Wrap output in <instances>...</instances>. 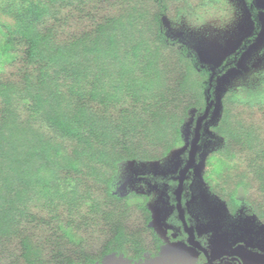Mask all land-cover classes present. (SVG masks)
I'll list each match as a JSON object with an SVG mask.
<instances>
[{
    "label": "trees",
    "instance_id": "1",
    "mask_svg": "<svg viewBox=\"0 0 264 264\" xmlns=\"http://www.w3.org/2000/svg\"><path fill=\"white\" fill-rule=\"evenodd\" d=\"M213 1L0 0V264L159 255L147 197L113 183L120 162L179 147L191 111L195 122L211 100L212 111L217 76L256 40L254 0H245L251 32L217 66L167 34L166 20ZM219 102L209 129L221 144L202 180L230 215L245 205L264 226V89L246 98L227 89Z\"/></svg>",
    "mask_w": 264,
    "mask_h": 264
},
{
    "label": "rangeland",
    "instance_id": "2",
    "mask_svg": "<svg viewBox=\"0 0 264 264\" xmlns=\"http://www.w3.org/2000/svg\"><path fill=\"white\" fill-rule=\"evenodd\" d=\"M254 1L259 9L260 32L236 66L217 76L213 109L201 127L203 136L198 143L197 162L195 160L190 174L186 176L189 182L183 208L187 223L194 227L197 240L208 251L209 259L206 258L204 264H264V226L245 205L230 215L224 202L211 194L202 180L203 170L208 167L205 165L207 154L221 144L220 138L210 131L209 126L219 116L222 93L230 89L238 97L246 98L264 89V0ZM208 6H226L231 11V19L223 21ZM164 25L167 34L186 43L199 62L210 63L213 67L232 53L253 28L245 0H214L209 5L197 8L194 13L182 15L174 21L166 20ZM194 122L191 111L190 118L183 126V143L163 159L120 162L113 183L114 191L120 195L135 192L147 197L151 224L162 240L159 255L141 263H132L111 254L95 264H197L201 261L199 250L187 243V236L182 241L171 239L182 235L184 228L178 227L180 219L171 195L175 189L170 180L176 178L187 159L184 154L189 149ZM215 169L219 171L220 164L215 165Z\"/></svg>",
    "mask_w": 264,
    "mask_h": 264
},
{
    "label": "water",
    "instance_id": "3",
    "mask_svg": "<svg viewBox=\"0 0 264 264\" xmlns=\"http://www.w3.org/2000/svg\"><path fill=\"white\" fill-rule=\"evenodd\" d=\"M213 103V101H209V106ZM209 106L206 107L204 113L200 115L195 122V126L193 129V136L190 141L187 159L183 167L179 170L178 175L176 176L177 185L174 190L175 200H176V209L179 215V219L183 225L184 231L187 234V243L201 251L207 259H209V254L207 249L196 239L194 227L187 223L184 208L182 206V193L184 189V181L186 179L187 173L189 169L194 165L196 160V155L198 151V143L201 136V127L204 119L208 116Z\"/></svg>",
    "mask_w": 264,
    "mask_h": 264
},
{
    "label": "clouds",
    "instance_id": "4",
    "mask_svg": "<svg viewBox=\"0 0 264 264\" xmlns=\"http://www.w3.org/2000/svg\"><path fill=\"white\" fill-rule=\"evenodd\" d=\"M213 11H216V14L223 21L227 22L231 19V11L226 6H208Z\"/></svg>",
    "mask_w": 264,
    "mask_h": 264
},
{
    "label": "flooded vegetation",
    "instance_id": "5",
    "mask_svg": "<svg viewBox=\"0 0 264 264\" xmlns=\"http://www.w3.org/2000/svg\"><path fill=\"white\" fill-rule=\"evenodd\" d=\"M184 190V189H183Z\"/></svg>",
    "mask_w": 264,
    "mask_h": 264
}]
</instances>
